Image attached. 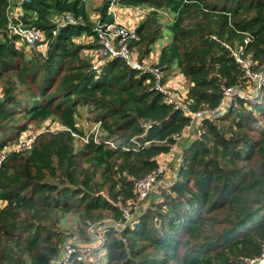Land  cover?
<instances>
[{
  "label": "trees",
  "instance_id": "obj_1",
  "mask_svg": "<svg viewBox=\"0 0 264 264\" xmlns=\"http://www.w3.org/2000/svg\"><path fill=\"white\" fill-rule=\"evenodd\" d=\"M17 1L0 0V149L28 121L52 119L82 134L76 123L83 108L107 136L131 147L132 137L149 141L123 150L76 141L69 130H48L28 149L7 155L0 166V264H51L64 240L61 218L74 214L73 233L84 240L99 222L121 219L120 206L134 196V182L157 167V157L176 144L174 136L189 118L154 90L151 75L122 59L92 68L83 52L94 41L74 40L95 37L83 0L20 3L22 24L42 30L47 48L44 56L15 48L7 25ZM111 1L104 0L99 22H112L106 14ZM114 1L148 9L129 47L140 58L155 57L164 80L184 77L192 111L216 108L223 87L245 82L228 46L248 37L245 54L256 68L264 63V0ZM66 14L75 22L57 26L55 18ZM164 14L171 16L165 25L170 38L154 55L164 37ZM183 140L174 181L157 186L158 198L132 225L122 231L105 227L98 251L106 260L69 264H245L244 258L260 255L264 86L259 97L236 99L212 120H199Z\"/></svg>",
  "mask_w": 264,
  "mask_h": 264
},
{
  "label": "built area",
  "instance_id": "obj_2",
  "mask_svg": "<svg viewBox=\"0 0 264 264\" xmlns=\"http://www.w3.org/2000/svg\"><path fill=\"white\" fill-rule=\"evenodd\" d=\"M29 0H19L15 6V11L9 9L8 12V25L7 33L10 38H13L15 48L20 49L21 42L25 47L35 48L39 44H45V34L42 30L35 27L24 26L20 17L23 14L20 3L28 2ZM9 8V7H8ZM110 8V7H109ZM65 23H74V19L70 14L64 15ZM132 24H125L117 19L112 22H99L94 26L95 39L86 37L89 41H94L95 46L87 49L90 52L91 66L93 69L98 70L100 65L105 63L108 58H120L126 65L138 70L141 73H147L153 78V88L159 93L163 94L164 100L167 103L173 104L175 107L180 108L184 116L189 118L188 125L184 128L181 134L175 135L176 143L184 136L192 133L196 123L202 118H209L212 120L217 114V109H222V112L227 109L236 99H251L259 97L262 86H264V63L256 68V61H254L250 54H245V44L249 41L246 37L244 43L239 46L229 47L231 56H233L244 71L245 82L222 88V98L214 109H201L192 111L189 109L186 100V85H175L171 83V79L164 80L162 70L156 65V61H150L147 57L140 58L136 50L129 47V42L137 38L136 27L132 26L138 19H132ZM61 24V25H63ZM57 26L60 24L57 23ZM56 29L52 34L55 35ZM57 126L55 130H69L74 139L88 143L92 141L97 144L108 145L112 148H121L123 150L142 148L143 145L148 144L149 141L140 143L135 137L130 141L134 144L132 147L129 144H124L121 140L116 139L115 136H107L106 132L100 129V122H93L91 128L87 133L83 131L82 134L71 131L60 123H55ZM149 126V125H147ZM43 130H49L47 129ZM25 132V131H23ZM21 132V133H23ZM18 136V138L0 149V166L5 160L7 155L11 152H18L28 149L35 139V134L25 133ZM175 145L172 146V148ZM171 148V149H172ZM170 149V151H171ZM169 152L163 153L157 157V167L150 173L146 174L141 179L134 182V196L121 204L122 218L106 224V221L99 222L93 233H89L88 239L80 238L78 233H67L61 243L58 254L52 259L54 264H69L71 260L82 262H96L97 256L104 243V229L111 227L116 231H122L125 227L132 225L137 217L145 209L150 192L156 190L158 185H169L171 182L164 180V175L168 170V155ZM0 199V207L2 206ZM102 252V251H101ZM245 264H259L264 263V246L259 256L252 258H244ZM51 263V264H52Z\"/></svg>",
  "mask_w": 264,
  "mask_h": 264
},
{
  "label": "rangeland",
  "instance_id": "obj_3",
  "mask_svg": "<svg viewBox=\"0 0 264 264\" xmlns=\"http://www.w3.org/2000/svg\"><path fill=\"white\" fill-rule=\"evenodd\" d=\"M19 2V0L17 1ZM85 9L90 17V20L94 23V25L97 23V21L101 18V7L104 3V0H83ZM110 7V8H109ZM108 9H107V15L108 16H112V18L114 19H119V20H123V19H134L137 18L138 20L136 22H134V24L132 26L136 27L138 25V23L144 18L146 12L148 11L147 8H143V7H126V6H122L120 4H118L117 1L112 0L110 5H109ZM12 11H15V7L13 8ZM171 19V16H169L168 14H164L162 16L161 19V23L162 25H164L163 27V31L162 33H164V37L160 38L158 40V43L156 44V48H154V52L153 54L155 55L156 50H158L163 43L167 42L170 38V34L169 32L165 29V25L166 23H168ZM55 22L58 24H63L65 22V18L64 16H57L55 18ZM74 40L76 42H82L85 44H91L93 45V42L90 43L88 42L89 40L86 39V37H77L74 38ZM44 41L46 42V46L45 44H42L41 46L38 44L37 47L35 48H26L25 44L23 42H21V44L19 45L20 49L19 50H23L26 54H31V52H40L42 54V56L45 55L46 52V48H47V37H44ZM84 55H86V57L92 58L90 52H86V49L84 50ZM30 56V55H29ZM150 61H156L155 57L151 58V55L149 57H147ZM169 78V77H168ZM1 87H2V81L0 80V92H1ZM87 118V112H85L84 108L83 109H79L77 110V121L80 125V128L83 129V131H85V133H87L89 131V129L91 128V120H86ZM86 120V121H85ZM23 121V120H22ZM55 123H58L57 121H53L52 119H47L45 121L39 122V121H28L27 122V126L26 129L24 130L25 132L21 133V134H25V133H31V134H35V139L38 137L39 134L41 133H45L48 130H43L47 129V127L49 128V130L51 131H56L55 127L57 126ZM79 127V126H78ZM196 134V132H195ZM197 136V135H196ZM34 139V140H35ZM76 140V139H75ZM78 141V140H76ZM170 165V163H169ZM174 181V180H173ZM76 216L72 213L70 214H65L60 221V229L63 230V239L65 238V235H67V233H73L76 230ZM107 258L106 253L104 252H99V255L97 256V261L95 263L98 262H104Z\"/></svg>",
  "mask_w": 264,
  "mask_h": 264
},
{
  "label": "crops",
  "instance_id": "obj_4",
  "mask_svg": "<svg viewBox=\"0 0 264 264\" xmlns=\"http://www.w3.org/2000/svg\"><path fill=\"white\" fill-rule=\"evenodd\" d=\"M117 20H119V19H117ZM119 21L122 23H125V24H132L133 23L132 19H123V20H119ZM169 79H171L172 84L185 86V79L182 75L176 74V75L170 76L168 78V80ZM86 120H88V119H86ZM90 122H91L90 125H92L93 121H90ZM76 125L80 127L78 121H77ZM179 141L171 149V151L168 155V163H167L168 164V166H167L168 170H167V173L164 175L165 181L172 182L175 179L178 158L180 157L181 149L186 144L184 140L182 142L181 141L179 142ZM169 163H170V165H169ZM148 203H149V200H148Z\"/></svg>",
  "mask_w": 264,
  "mask_h": 264
},
{
  "label": "water",
  "instance_id": "obj_5",
  "mask_svg": "<svg viewBox=\"0 0 264 264\" xmlns=\"http://www.w3.org/2000/svg\"><path fill=\"white\" fill-rule=\"evenodd\" d=\"M215 113L218 115V114H221L222 113V109H217L216 111H215ZM158 198V192L156 191V190H152L151 192H150V195H149V198H148V200H149V203H152V202H154V200H156ZM52 264H54V263H52Z\"/></svg>",
  "mask_w": 264,
  "mask_h": 264
}]
</instances>
